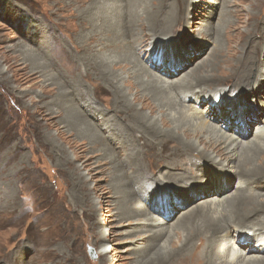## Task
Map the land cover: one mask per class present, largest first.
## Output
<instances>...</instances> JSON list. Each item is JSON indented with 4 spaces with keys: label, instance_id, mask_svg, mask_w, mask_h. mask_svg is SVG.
<instances>
[{
    "label": "bare ground",
    "instance_id": "1",
    "mask_svg": "<svg viewBox=\"0 0 264 264\" xmlns=\"http://www.w3.org/2000/svg\"><path fill=\"white\" fill-rule=\"evenodd\" d=\"M80 1L74 0L78 3ZM226 2L95 0L87 9L80 8L83 20L91 23L95 16L101 18L107 9H116L109 14V17H114L115 55L100 54L94 63L95 72L97 70L99 75L105 74L109 79V83L103 85L114 95L113 107L100 109L93 89H80L78 104L68 102L64 108L63 133L69 148L81 147L86 152V162L91 163L95 157L90 154V150L98 148L101 151L96 161L98 165L115 164L120 177L123 168L129 167L131 171L125 174L126 180L136 185V188L132 192L126 186L128 193L137 195L146 182L152 181L138 195L147 208L143 206L142 210L133 211V214L143 217V226L152 227L147 232L146 247L140 245L135 248L143 249L141 251L153 249L145 259L146 264L177 262L179 257L190 255L201 239H204V264H264V219L254 217L255 213L264 210V198L261 197L264 194L260 196V191L264 190V171L259 169L262 165L258 164L264 155V118L249 140H245L246 134L239 130L242 124L250 126L254 118L264 115V67L258 68L255 79L249 82L254 75L251 72L239 79L241 83L234 81V73L215 71L207 66L196 73L197 65H205L210 55L205 58L206 61L198 62L196 68H189L197 59L196 54L191 55L190 51L199 53L206 49L212 39L210 28L214 24L211 19L219 6ZM90 12L93 13L92 18L86 20ZM193 15H198L206 27L198 32L195 40H190L185 35L188 31L186 28L192 26ZM221 16L218 24L223 19ZM176 27L181 33L173 37V28ZM90 32L91 29L84 32L82 37L85 40L80 42L83 47L91 50L88 45L93 35ZM53 38L48 47L51 55H56L53 50L56 41ZM185 43H191L189 51ZM96 45L95 50L99 51L104 47V42ZM141 47L145 49V54L139 53ZM218 50L219 46L215 44L214 53ZM168 52H173L176 57ZM51 60L57 66L58 60L55 61L53 57ZM133 62L135 64L132 66ZM117 67L122 75L114 71ZM184 68L188 71L185 72ZM183 71L185 73L177 77ZM219 73L229 77L230 82L215 81ZM53 81L56 87V73ZM236 89L238 91L233 93ZM238 92L244 93V96L249 93L256 96V99H252V109L245 99L235 96ZM68 96L66 92L64 97L67 99ZM60 101L53 100L56 106L54 116H58L61 111ZM219 102L221 105H217ZM204 103L206 108L202 110L200 106ZM217 119L227 122V131L212 123ZM135 132L141 133L146 141L141 142L137 138L140 135L136 133L135 136ZM147 143L149 154H153L155 148V155L161 161L154 173L148 171V165L142 159V155H147L144 148ZM171 143L175 147L170 146ZM169 146L171 151L163 153L162 147ZM178 150L184 152L180 159L176 156ZM186 152L191 155H186ZM185 160L190 163L186 164ZM230 176L237 177L232 192H228L231 189ZM115 177L113 173L111 178L115 180ZM154 183H160L162 187ZM211 191H215L214 194L200 200L198 195ZM170 195L174 198H170ZM196 200L201 202L197 204ZM129 201L136 203L132 198ZM192 202L195 204L192 205ZM130 203L127 201V206L132 209ZM253 203H257L253 210H245L247 205L253 206ZM179 207L188 209L179 210L178 214H181L173 220L171 212ZM150 212L159 214L162 219L146 217ZM125 214L131 215V211ZM262 216L264 218V214ZM100 237L98 240L102 239ZM106 246L109 249L103 250ZM99 248L102 257H106L113 249L109 244ZM13 261L12 264L19 263L16 257Z\"/></svg>",
    "mask_w": 264,
    "mask_h": 264
},
{
    "label": "rangeland",
    "instance_id": "2",
    "mask_svg": "<svg viewBox=\"0 0 264 264\" xmlns=\"http://www.w3.org/2000/svg\"><path fill=\"white\" fill-rule=\"evenodd\" d=\"M3 1L5 4L1 7ZM3 1H0V264H12L15 257L18 264H142L153 249L141 251L143 249L135 248L140 245L146 247L147 232L152 227L143 226V217L133 214V211L142 210L143 206L147 208L138 195L152 181L146 182L137 195L128 193L126 186L132 192L136 188V185L126 180L125 174L131 171L129 167L123 168L124 175L120 177L115 164L98 165L96 161L101 156L98 148L90 150V154L95 157L91 163L86 162V152L81 147L69 148L62 127L64 108L69 103L78 104L82 88L93 89L100 109L113 107L114 95L103 85L109 83V79L105 74L102 76L98 74L99 71L95 72L94 63L100 54L115 55L114 17H109L110 12L116 10L115 7L107 9L101 18L95 16L91 23L83 20L80 11L90 7L95 0H81L79 3L74 0ZM226 1L211 19L214 24L210 28L212 39L206 49L199 53L190 51L191 55L196 54L197 59L189 68H196L198 62L206 61L205 58L210 55L205 65H197L196 73L207 66L215 71L234 73V81L241 83L239 79L253 72L250 82L257 76L258 68L264 67V0ZM92 14L90 12L85 19L92 18ZM220 16L223 19L218 24ZM199 19L198 15H193L192 26L186 28L185 37L190 40H195L198 32L206 27ZM90 29L93 37L88 46L91 50L84 48L80 42L85 40L82 34ZM173 30L176 33L173 37H178L181 30L179 32L177 27ZM52 37L56 41L54 47L59 50L53 48L56 55H51L48 47ZM146 40L142 41V45ZM100 42H104V47L97 51L95 47ZM215 44L219 46L217 53L213 51ZM185 45L189 51L191 43ZM144 51L142 49L139 53ZM168 53L176 57L173 52ZM52 57L58 60L57 66L53 65ZM114 71L120 74L118 67ZM55 73L58 80L56 87L53 81ZM215 81L228 83L230 78L219 73ZM236 91L238 89L233 93ZM66 92L69 95L67 99L64 97ZM243 94L238 92L235 96L245 99L251 107L254 103L252 99H256V96L252 93ZM54 99L61 100L58 116H54L53 112L56 107L53 105ZM205 106V103L202 104L200 109L205 110ZM263 118L264 115L254 118L250 126L241 125L239 130L246 134L245 140L252 138ZM212 123L227 131V122H222V119ZM136 133L140 135L137 138L141 142L146 141L141 133L135 132V136ZM148 146L147 143L145 151ZM170 146L175 147L172 143ZM170 146L162 147V152H170ZM155 150L153 148V154L146 152L149 157L142 155L151 173L161 164ZM185 154L191 155L190 152ZM181 155L184 152L178 150L177 158H182ZM186 160V164H189ZM258 164L262 165L259 169L264 171V155ZM113 173L116 174L115 180L111 178ZM229 178L231 189L228 192H232L237 177ZM154 184L161 186L160 183ZM214 192L198 196L202 201ZM263 194L264 190L260 191V196ZM129 198L136 203H130ZM170 198L174 197L170 195ZM200 200H196L197 204ZM127 201L132 204V209L128 208ZM253 204L247 205L245 210H253L257 203ZM181 209L188 208L179 207L171 212L173 220L181 214H178ZM129 210L131 215L125 214ZM263 214L264 210H261L254 217L264 219ZM146 217L162 216L150 212ZM99 236L102 239L98 240ZM201 240L190 255L181 256L177 262L170 264H201L202 261L204 264V239ZM105 244L113 249L106 257H102L99 247ZM90 249H93L94 256Z\"/></svg>",
    "mask_w": 264,
    "mask_h": 264
},
{
    "label": "trees",
    "instance_id": "3",
    "mask_svg": "<svg viewBox=\"0 0 264 264\" xmlns=\"http://www.w3.org/2000/svg\"><path fill=\"white\" fill-rule=\"evenodd\" d=\"M0 1H3V0H0ZM4 4H5V1L1 2V7H2V5H4ZM90 251H91L92 256H94V251H93V249H90Z\"/></svg>",
    "mask_w": 264,
    "mask_h": 264
}]
</instances>
